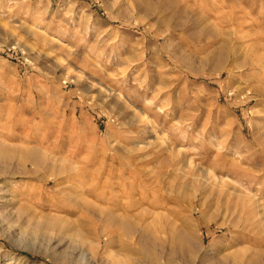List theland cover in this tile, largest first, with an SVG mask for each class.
Here are the masks:
<instances>
[{
    "label": "rangeland",
    "instance_id": "374dc122",
    "mask_svg": "<svg viewBox=\"0 0 264 264\" xmlns=\"http://www.w3.org/2000/svg\"><path fill=\"white\" fill-rule=\"evenodd\" d=\"M262 63L264 0H0V264H264Z\"/></svg>",
    "mask_w": 264,
    "mask_h": 264
},
{
    "label": "bare ground",
    "instance_id": "6f19581e",
    "mask_svg": "<svg viewBox=\"0 0 264 264\" xmlns=\"http://www.w3.org/2000/svg\"><path fill=\"white\" fill-rule=\"evenodd\" d=\"M180 19V18H179ZM183 19V18H182ZM181 19V20H182ZM180 22V21H179ZM184 22H186L185 21V19H184ZM188 24V23H187ZM182 25V24H181ZM184 26V25H183ZM182 27V26H181ZM252 48V47H251ZM243 51V50H242ZM251 53V52H250ZM253 53H254V51H253ZM246 54H247V52H246ZM249 54V53H248ZM252 55V54H251ZM258 55V54H257ZM247 56V55H246ZM253 56V55H252ZM255 56V55H254ZM220 57V56H219ZM255 57H257V56H255ZM223 57L221 56V59H222ZM250 58V57H249ZM258 58V57H257ZM256 58V59H257ZM260 59H262L261 57H260ZM252 60V59H251ZM250 60V61H251ZM254 60V59H253ZM218 61H220V60H218ZM258 61H260V60H258ZM254 62V61H253ZM258 63V62H257ZM250 64V63H249ZM262 64H264V63H262ZM248 65V64H247ZM253 65H255V64H253ZM237 66V65H236ZM232 67V66H231ZM238 67V66H237ZM256 67V66H255ZM262 67V66H261ZM235 68V67H234ZM250 68V67H249ZM232 69V68H231ZM256 71V70H255ZM260 78V77H259ZM261 79V78H260ZM242 81V80H241ZM245 81V80H244ZM256 85V84H255ZM254 86V85H253ZM258 86V85H257ZM245 87V86H244ZM240 88H242V87H240ZM250 89V88H249ZM260 89V88H259ZM256 90H257V88H256ZM247 92V91H246ZM250 92V91H249ZM253 93H254V91H253ZM252 93V94H253ZM257 93V92H256ZM260 93H262V92H260ZM260 95V94H259ZM253 96V95H252ZM253 98V97H252ZM191 162H189L188 164H190ZM213 166H214V164H213ZM215 167V166H214ZM165 171V170H164ZM212 171V170H211ZM197 178V177H196ZM209 179V182L208 183H210V186H212V190L215 188V187H217V184H218V181H217V178H216V176H215V174L213 175V173H211L210 171L207 173V180ZM220 181L225 185L226 183H227V181L226 182H224V180H221L220 179ZM220 182V183H221ZM221 183V184H222ZM211 189V188H210ZM211 190V191H212ZM210 191V192H211ZM214 191V190H213ZM209 192V193H210ZM212 193V192H211ZM210 193V194H211ZM213 194V193H212ZM231 193H226L225 195L228 197V195L229 196H231L230 195ZM240 198V197H239ZM241 198H242V200L244 199L243 198V196H241ZM240 198V199H241ZM106 201V200H105ZM104 200H103V202H105ZM108 201H106V203H107ZM110 202V201H109ZM112 204H114V205H117V206H119L118 205V203H115V202H113ZM89 206V205H88ZM85 207V205H84V207H82L81 208V210H80V212H79V214H80V216H81V219L83 218L84 220H86V222H88L87 224H89V225H91V226H93V227H95V228H99L98 226H102L103 227V234H105V235H110V234H114V232H117V230L119 229L118 228V225H116V224H114L115 223V221H114V223L112 222V220H111V218H107L106 217V215H104V209H100V210H96V208H94V207H92V208H90V206L89 207ZM111 208V207H110ZM119 209L120 210H122V212H125L126 210V208H122V207H119ZM106 212V211H105ZM112 212V211H111ZM110 212V213H111ZM112 215V214H111ZM109 217H111L110 215H109ZM115 219V218H114ZM84 220H82V221H84ZM118 221V220H117ZM82 223H85V221L84 222H82ZM117 223V222H116ZM118 223H119V221H118ZM232 226H235L234 225V222L231 224ZM101 229V228H100ZM99 233V232H98ZM118 233V232H117ZM93 235V234H92ZM194 237H196V235L194 236ZM192 238V237H191ZM183 239V240H182ZM189 237L187 236V234L185 235V234H182L181 235V241H182V243L184 244V245H187V242L189 241ZM191 240V239H190ZM198 242V241H197ZM197 248L199 249V250H202V247H201V245L199 244V242L197 243ZM232 248V247H231ZM233 249V248H232ZM235 249V248H234ZM239 249V248H238ZM229 250V249H228ZM242 250V249H241ZM238 250H236V252H237ZM256 251V250H255ZM231 253L232 252H221L220 254H224V255H222V257H228V256H230L231 255ZM262 253V252H261ZM264 254V253H263ZM260 255V254H259ZM259 255H257L258 257H260ZM239 255H237V257H238ZM222 257H220V258H222ZM232 257H234V256H232ZM237 257H235V259L237 258ZM227 259V258H226ZM227 261V260H226ZM232 262H234V259H233V261ZM236 263V262H235Z\"/></svg>",
    "mask_w": 264,
    "mask_h": 264
}]
</instances>
